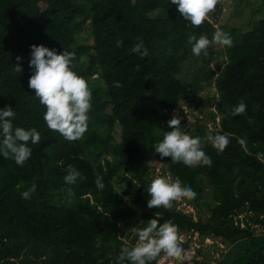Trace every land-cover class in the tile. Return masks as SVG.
Returning <instances> with one entry per match:
<instances>
[{
    "label": "trees",
    "instance_id": "1",
    "mask_svg": "<svg viewBox=\"0 0 264 264\" xmlns=\"http://www.w3.org/2000/svg\"><path fill=\"white\" fill-rule=\"evenodd\" d=\"M216 16L214 10L197 28L169 0H0V108H13L14 127L41 133L39 144L29 142L32 155L23 166L0 155V264H118L125 242L138 240L133 230L157 213L179 235L220 242L226 253L213 264H264V18L226 31L216 27ZM87 22L92 47L79 39ZM217 31L228 33L233 46L192 53L190 34L211 40ZM138 38L148 49L144 58L131 51ZM34 44L75 53L74 71L92 90L82 140L66 141L47 128L46 108L28 87ZM186 63L194 66L189 82L180 77ZM212 86L216 92L201 97ZM241 101L246 112L233 115ZM184 106L195 110L194 121L181 117ZM174 115L212 159L210 167H188L160 157V177L179 178L197 193L184 199L197 217L183 200L171 210L147 206V185L158 177L149 158ZM210 128L229 138L223 152L208 140ZM70 165L83 177L74 185L64 180ZM33 184L36 191L23 199ZM191 241H182L184 251ZM190 263L209 261L194 256L180 264Z\"/></svg>",
    "mask_w": 264,
    "mask_h": 264
},
{
    "label": "clouds",
    "instance_id": "2",
    "mask_svg": "<svg viewBox=\"0 0 264 264\" xmlns=\"http://www.w3.org/2000/svg\"><path fill=\"white\" fill-rule=\"evenodd\" d=\"M222 0H169L170 5H176L183 19L189 21L193 27H200ZM188 43L192 45V53L196 56L208 54V49L218 44L221 46H233L232 37L223 31H217L210 40L206 36L189 35ZM123 41L117 40L116 46L121 47ZM30 67L33 74L28 81V87L35 91V97L46 108L43 119L47 128L59 133L66 141L75 142L82 140L88 130L89 112L92 109V90L87 80L74 71L75 53L64 50L58 53L55 49L44 45L31 46ZM144 58L148 55V49L144 46L142 38L131 49ZM21 56L16 60L20 61ZM15 72L21 73L22 67L17 63ZM115 87H121L115 82ZM246 104L241 101L233 109V115H241L246 112ZM16 113L11 106L0 108V155L6 160L14 159L15 163L23 166L32 155L31 144L41 142V133L36 128L25 129L14 127L13 120ZM171 129L166 131L161 142L155 144V151L161 158L171 157L173 163L182 162L188 167L211 166L212 159L201 146L200 137H192L181 131V120L174 115L169 121ZM208 140L218 152H223L230 140L219 131L213 135L210 128ZM79 179H83L81 173L73 166L68 167L64 180L69 185H74ZM98 189L105 187L102 177L96 179ZM36 191V185L21 193L23 199H30ZM69 191H71L69 189ZM147 192L151 196L148 200V208H164L171 210L173 202L182 199L194 200L197 193L191 188L182 186L179 178L173 180L171 176L156 177L147 185ZM120 193V192H118ZM156 217L149 220L146 227L134 229L138 240L134 245L125 242L118 256V264L125 260L129 264H151L157 261L161 253L166 257L178 261L185 259L182 248V237L178 228L169 223H160Z\"/></svg>",
    "mask_w": 264,
    "mask_h": 264
},
{
    "label": "rangeland",
    "instance_id": "3",
    "mask_svg": "<svg viewBox=\"0 0 264 264\" xmlns=\"http://www.w3.org/2000/svg\"><path fill=\"white\" fill-rule=\"evenodd\" d=\"M247 1L222 0V2L219 3L215 8V12L217 13L216 16L217 21H215L217 23L216 27L223 28L226 31H230L232 29L237 30L240 27L243 30H245V29H250L254 24L255 20L264 18V0H249V2ZM250 4H254V5L250 6ZM249 6L251 7V11L249 9ZM236 33L238 34L239 32L237 31ZM79 39L81 43L87 44L88 46L92 47L93 39L90 34V26L88 22L86 23L84 31L80 34ZM220 46H218V48H220ZM193 76H194V66L190 65L189 63L183 65L180 72V77L183 80L189 82ZM207 92H211V93L216 92L215 87L212 86L210 89L205 90L201 94V97H204ZM194 113L195 110L193 108L184 106V111L183 113H181V117L183 118L184 117L183 115L185 114L188 117V119L194 121L195 120ZM114 135L118 140H120V127H117V130L114 132ZM147 145L148 147H151L152 142L149 140L147 142ZM164 162L165 161L161 159L157 153H153L150 155L149 163L151 164L152 167H155V171H154L155 175L157 174V176H160L162 167L166 166V163ZM182 200L183 203L181 204V207H184L185 206L184 199ZM185 209L187 211L193 212L194 215L196 216V209H193L192 206L187 205L185 206ZM244 216L245 213L241 215L242 218H244ZM254 226L257 227L258 229L262 227L261 225H254ZM180 237H182V241L188 240L189 237H191L192 240L190 249L184 251L186 260H192L193 257L195 256V258H197L198 260L207 259L209 261V264H213L215 261L218 260V258L222 256V254L226 253L225 249L222 250L220 249L223 248V245L220 242L214 241L211 237L202 239L201 237H199L198 233H194L193 236L181 234ZM198 248L202 249L201 255L198 254L197 252ZM183 260L178 261L174 258L166 257V255L164 254L159 262L160 264H180L183 262Z\"/></svg>",
    "mask_w": 264,
    "mask_h": 264
}]
</instances>
